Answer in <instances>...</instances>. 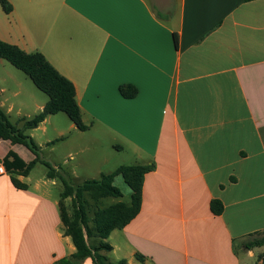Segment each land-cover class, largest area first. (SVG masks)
Here are the masks:
<instances>
[{"label":"crops","instance_id":"crops-1","mask_svg":"<svg viewBox=\"0 0 264 264\" xmlns=\"http://www.w3.org/2000/svg\"><path fill=\"white\" fill-rule=\"evenodd\" d=\"M8 1L10 14L0 3V40L42 53L70 80L89 127L58 130L52 150L60 141L73 161L98 156L105 145L103 157L80 162L87 180L114 173L123 165L114 153L125 149L136 165L156 166L145 178L140 214L107 240L108 258L264 264V247H245L249 235L264 231V0ZM5 82L0 76L4 111ZM127 84L139 90L133 100L119 93ZM10 151L34 159L25 147L0 140V162ZM59 165L53 161L80 185L77 166ZM33 170L17 177L27 191L8 174L0 177V264H54L76 252L60 218L59 180L45 173L33 181ZM119 183L121 198L85 193L89 217L131 204V189L121 176ZM215 199L224 205L221 216L211 212Z\"/></svg>","mask_w":264,"mask_h":264},{"label":"trees","instance_id":"trees-1","mask_svg":"<svg viewBox=\"0 0 264 264\" xmlns=\"http://www.w3.org/2000/svg\"><path fill=\"white\" fill-rule=\"evenodd\" d=\"M246 2L256 0H245ZM1 7L6 14L13 10L8 0H1ZM6 61L17 70L26 74L38 90L48 97L43 111L30 121L24 120L22 128L11 124L9 117L0 105V140L8 141L12 145H21L27 148L34 156L30 162L23 160L14 151H10L2 159L12 185L22 191H27L28 185L17 177H28L37 164L41 163L48 169L49 179H58L62 182L64 191L59 201V212L64 227V234L70 237L76 252L68 257L56 261L54 264H83L91 259L93 264H127L125 260L111 261L107 254L112 252V246L107 242L110 235L116 230H123L141 212L143 203V187L146 176L156 168L150 165H122L114 173L102 174L99 179L86 180L80 185L72 182L70 175L61 168L44 161L41 148L26 134L27 131L37 129L48 116L64 113L81 132L89 127L82 120L81 109L76 101L74 84L54 68L47 58L40 52L26 53L19 47L7 44L0 40V62ZM122 98L135 99L139 90L134 85H122L119 88ZM117 176H121L131 189V204L118 203L105 210H98L94 217H89L84 200L85 193H90L94 200L102 198H121L122 192L114 185ZM234 180V179H233ZM70 199V206L66 201ZM211 212L221 216L224 205L220 200H212ZM248 250L264 247V231L248 236L245 242ZM139 261L144 257L137 255Z\"/></svg>","mask_w":264,"mask_h":264},{"label":"rangeland","instance_id":"rangeland-1","mask_svg":"<svg viewBox=\"0 0 264 264\" xmlns=\"http://www.w3.org/2000/svg\"><path fill=\"white\" fill-rule=\"evenodd\" d=\"M0 76L6 79V82L1 85L6 88V93L2 95L1 99L5 102V111L9 112L8 114H6L9 117L12 125L18 128H22L25 123L24 120L30 121L41 113L37 109V106L43 103H47L49 99L46 94L36 88V86L26 74L17 70L6 61L2 66H0ZM15 91H19L21 93L19 97H14ZM71 124L72 122L70 121L68 116L64 113H60L48 122L40 124L37 129L27 131L26 134L34 140L37 146L41 148V156L44 161L48 162L51 165H53V161H59V166L64 169L69 168L70 166H77L80 171V173L78 174L79 180H77V182H81L79 184H82L87 179L83 174V172L86 171V168L84 169L82 165L80 166V162L86 160L89 161L91 159L97 160L99 159L98 157H103V152H106L108 149L105 145H102V147L96 149L98 156H91V154H88L84 155L83 159H80V157L77 156L73 161L65 158V155L68 153V147L60 141L56 143V147L54 148V150H52V145L50 144L55 142L56 140H60L61 138L58 130L62 132H69L68 129ZM88 135L89 137L90 135L91 137L94 135L97 136V133L91 132V134ZM29 153L31 152L29 151ZM114 155V162L117 161L119 164L136 165L138 164L137 162H139L137 161L138 159L132 154V152L127 149L119 154L114 153ZM65 162H67V164ZM45 173H48V169L43 164L39 163L33 170L31 178L33 181H35ZM87 173H91L89 169ZM117 187L122 192H124V188L121 187L120 183ZM54 189L56 192V196L60 198L61 194L64 191L63 184L60 180L58 181V186H56ZM107 201L109 200H105L104 202L107 203ZM125 201L130 202V197H127V195H125ZM66 204L67 206H70V199L66 201Z\"/></svg>","mask_w":264,"mask_h":264},{"label":"built area","instance_id":"built-area-1","mask_svg":"<svg viewBox=\"0 0 264 264\" xmlns=\"http://www.w3.org/2000/svg\"><path fill=\"white\" fill-rule=\"evenodd\" d=\"M7 175V171L3 162H0V177Z\"/></svg>","mask_w":264,"mask_h":264}]
</instances>
